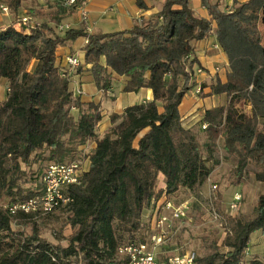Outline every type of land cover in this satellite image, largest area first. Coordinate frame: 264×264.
<instances>
[{
	"label": "trees",
	"instance_id": "1",
	"mask_svg": "<svg viewBox=\"0 0 264 264\" xmlns=\"http://www.w3.org/2000/svg\"><path fill=\"white\" fill-rule=\"evenodd\" d=\"M24 1L0 0V6L18 16ZM135 1L146 9L143 0ZM202 4L209 20L197 17L189 0H166L160 12L126 31L96 35L81 28L60 35L52 24L60 25L78 5L65 7L61 0L47 22L22 25L21 18L0 28V80L8 84L0 102V264H128L118 250L147 242L138 238L143 215L163 195L196 192L207 182L212 173L207 163L219 141L236 160V184L250 166L264 185V44L259 29L264 0H233L229 11L209 0ZM27 15L35 19L37 12ZM212 34L228 72L226 81L216 78L203 98L225 95L226 103L202 114L201 143L196 130L183 126L179 108L197 87L200 65L193 45ZM80 38L86 40L85 64L99 91L107 93L118 76L125 78L124 93H152L151 101L111 115L102 136L96 133L102 120L99 105L74 97L67 69L55 67L57 47ZM245 104L247 115L239 111ZM90 143L95 147L84 157L80 184L62 188L67 204L45 215L10 211L43 189L41 183L39 189L22 190V165L78 161L80 147ZM160 177L163 189H157ZM57 211L66 213L65 225L72 229L65 246L48 243L35 225L36 219L56 218ZM227 224L223 236L209 239V253L197 257V263L264 264V257L246 260L251 236L260 232L264 237V192L249 219L228 217Z\"/></svg>",
	"mask_w": 264,
	"mask_h": 264
},
{
	"label": "rangeland",
	"instance_id": "2",
	"mask_svg": "<svg viewBox=\"0 0 264 264\" xmlns=\"http://www.w3.org/2000/svg\"><path fill=\"white\" fill-rule=\"evenodd\" d=\"M61 0H25L22 4L23 8L19 11L18 16L12 15L10 11L2 12L0 10V28L9 26L15 20H20L23 17L28 16V11L33 10L37 12L34 19L38 24L47 22V14L56 10L60 5ZM5 7V6H3ZM86 9V7H85ZM25 13H22V12ZM86 16V15H85ZM78 6L72 8L71 14L65 17L61 24L55 26L52 24L55 32L63 34L71 26L81 29L84 28L85 23L81 21L84 17ZM16 29H20V24L15 25ZM260 32L262 34V43L264 44V25H260ZM102 33V32H98ZM33 65L29 67V71L32 70ZM202 75V74H201ZM213 83V82H212ZM207 87L206 82L204 84L199 83L194 88L191 94L195 97L203 98L206 94L203 93V89ZM200 90V92H196ZM7 94L4 85H0V102ZM128 96L123 94V97ZM249 106L247 104L240 106L239 111L242 114H249ZM264 124V121H261ZM201 134L199 135V141L204 142V135L202 129H199ZM90 144L80 147V153L78 154V161L82 164L84 157L91 150ZM48 163L39 162L32 163L29 167L22 165V169L25 171V175L22 178L20 186L24 192L39 189L42 183V173L47 169ZM207 166L212 168V173L207 180L206 185L208 187H200L196 192H190L185 189L179 190L178 193L169 196L168 198L176 203H187L189 211L187 217L179 220H169L168 226L165 227L166 242L155 250V254L158 257L182 255L184 253H195L197 257L203 258L208 255L209 239L219 238L223 236L224 229L229 228L227 224V218L234 216L236 219H249L251 212L256 205L257 198L264 192V185L258 183L252 173V167L248 166L245 169V173L239 184L235 183V177L233 175V169L236 166V160L233 157L228 156L223 151L222 141H219L218 147L212 154V160L207 163ZM160 180V179H159ZM158 180L157 189L162 185ZM163 180V179H162ZM216 185L217 190L212 191V186ZM220 196V199H218ZM235 196L240 197L238 209L231 211L229 206L233 202ZM163 200L160 201V203ZM155 203L153 209H150L142 217V228L138 234V238L144 241L149 240L150 235L153 233L152 214L156 210ZM1 204H6L3 201ZM56 218L52 219H36L35 225L41 231V238L45 239L53 246L66 245V238L71 234L72 229L65 225L66 213L57 211L53 212ZM161 213V211H160ZM163 215L169 217V211H163ZM217 215L220 219L215 220L214 216ZM17 227L13 226L15 230ZM31 233V227L26 228V234ZM61 237V238H60ZM251 252L259 257H264V237L260 232L254 233L250 239ZM248 249V248H247ZM250 249V248H249ZM247 251L246 260H250L253 256L250 250Z\"/></svg>",
	"mask_w": 264,
	"mask_h": 264
},
{
	"label": "crops",
	"instance_id": "3",
	"mask_svg": "<svg viewBox=\"0 0 264 264\" xmlns=\"http://www.w3.org/2000/svg\"><path fill=\"white\" fill-rule=\"evenodd\" d=\"M165 1L143 0L146 5V9L143 10L137 7L135 0H87L86 16L81 21H84V28L86 31L90 30V34L100 35L126 31L132 28L135 23L140 22L141 19L148 20L152 15L160 12ZM246 1L248 0H238L239 3ZM209 2L211 5L216 4L221 11H229L233 5V0H209ZM189 3L197 17L210 19L207 10L202 4V0H189ZM22 13L25 12L23 11ZM18 14L20 13L18 12ZM214 27L215 25L213 24ZM70 29L77 30L78 28L73 25ZM99 31L102 33H98ZM85 44L86 40L80 38L64 47H57L55 67L62 70L68 69V58L74 57L78 60L79 67L70 73V90L74 97L79 98L81 102L99 105L102 120L97 127L96 133L98 136H102L111 124V115L121 114L127 107L151 101L152 93L147 89H141L138 93H124L122 89L125 84V78L118 76H113L111 89L107 93L99 91L90 72L91 66L85 64V53L83 52ZM193 48V57L197 59L200 65L198 68L204 71L202 75L196 76V83L198 86L199 83L204 84L206 82L207 87L203 89V93L207 95L210 92L212 82L216 78L222 83L226 81L228 63L213 34L206 39L195 42ZM100 63L105 66L104 58H101ZM0 85H4L7 91L8 84L6 80H0ZM191 93L189 92L183 99L179 108L180 116L185 128L194 129L201 134L199 129L202 114L208 109L224 105L226 97L225 95H219L198 98ZM123 94L128 96L124 98ZM6 95L2 101L6 98ZM94 147L95 144L90 143L89 148L92 149ZM159 181L162 185L158 189H163L162 177H160ZM202 187H208V185L204 183ZM249 248L251 252V247ZM251 255L260 254L251 252Z\"/></svg>",
	"mask_w": 264,
	"mask_h": 264
},
{
	"label": "built area",
	"instance_id": "4",
	"mask_svg": "<svg viewBox=\"0 0 264 264\" xmlns=\"http://www.w3.org/2000/svg\"><path fill=\"white\" fill-rule=\"evenodd\" d=\"M80 8L82 15H86L87 0H62V5L72 7L76 5ZM2 12H8L6 7L0 6ZM33 18L26 16L21 19L22 25L33 24ZM90 33V30L87 31ZM217 48V46H215ZM68 69L70 74L79 67V62L76 58L67 59ZM201 68L195 69V76L203 74ZM196 92H200L197 90ZM206 125L202 126L204 130ZM84 166L80 161L67 162L62 164H52L47 167L43 176V189L31 200L14 204L10 211H22L24 213H34L45 215L56 209L59 206L67 204L70 200L62 193V188L67 185H79L81 175L84 172ZM212 191L217 190V186L213 185ZM163 202L160 203V201ZM240 202V197L235 196L233 202L229 206L231 211H236ZM156 212L152 214L153 233L150 235L146 243H130L119 248V254L128 258V264H198L197 255L195 253H184L182 255L158 257L155 250L165 244L166 233L165 227H169V220H179L187 217L189 206L187 203L176 204L172 202L166 195H163L160 200L155 203ZM161 211V213H160ZM163 211H169V217L162 214ZM234 218V216H232ZM215 220L220 219L219 216H214ZM225 232V229L224 231ZM248 249H246L247 254Z\"/></svg>",
	"mask_w": 264,
	"mask_h": 264
}]
</instances>
